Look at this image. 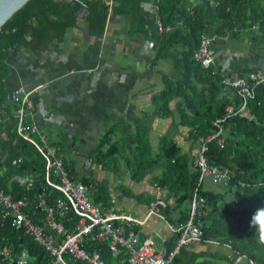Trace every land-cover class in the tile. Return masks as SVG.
I'll return each instance as SVG.
<instances>
[{
	"label": "crops",
	"instance_id": "crops-1",
	"mask_svg": "<svg viewBox=\"0 0 264 264\" xmlns=\"http://www.w3.org/2000/svg\"><path fill=\"white\" fill-rule=\"evenodd\" d=\"M216 1L211 0L213 4ZM198 3L183 0L188 9ZM248 5L250 18L240 15L234 31L216 34L212 68L228 81L264 72V29H254L250 22L264 18V0H248ZM89 13L78 12L77 22L59 39L29 37L25 46L7 47L5 63L10 73L5 89H36L28 118L50 142L61 147L71 174L87 181L90 197L144 219L160 189L168 202V219L174 224L182 217L185 205L176 203L168 188L156 185L154 178L161 169L138 178L130 165L137 161L135 155L146 138L154 152L167 139L194 159L200 141L190 135L181 110L188 99L206 94L208 85L187 72L182 47L158 57L162 31L152 0L143 3L147 19L144 32L133 30L128 13L111 9L103 35L92 34ZM169 87L173 95L165 96ZM219 96L231 98L236 106V91L230 85L225 84ZM107 133L104 151L115 143L117 148L109 149L114 154L104 163L98 161L97 148ZM140 137L142 143L137 146L133 138ZM156 231L167 238L171 235L166 221L153 216L140 227L139 236ZM223 251L229 252L226 248Z\"/></svg>",
	"mask_w": 264,
	"mask_h": 264
},
{
	"label": "trees",
	"instance_id": "trees-1",
	"mask_svg": "<svg viewBox=\"0 0 264 264\" xmlns=\"http://www.w3.org/2000/svg\"><path fill=\"white\" fill-rule=\"evenodd\" d=\"M147 1L150 0H113L110 5L107 0H29L0 28V103L5 100V80L10 73L5 63L7 47L25 46L29 37L61 38L77 22L82 3L90 11L88 21L92 34L103 35L111 9L128 13L133 30L144 32L147 19L143 14V3ZM152 1L157 6L163 25L172 27L170 31L161 33L158 57L168 56L174 47H182V60L187 72H192L199 81L208 85L206 94L203 93L198 99H188L186 107L181 110L182 121L190 127V135L201 142L215 131L214 121L224 114L227 105L234 100L219 96L225 85L224 77L212 67L205 69L194 59V53L203 32L222 34L227 30L234 31L233 25L241 18L238 16L250 18L252 14L249 16L246 11L249 7L248 0H217L216 4L211 0H198L199 3L189 9L183 5V0ZM259 18L257 23L261 22V17ZM181 21L183 24H180ZM255 21L250 22L253 25ZM236 31L239 32V29ZM169 89L165 96L173 95L172 89ZM234 99L238 106L240 98L236 95ZM17 109L18 105L11 104L9 113L4 116L3 127L7 130L8 137H0V151L5 158L0 173V186L15 199L35 198L45 183V165L37 149L18 135ZM108 137L107 133L97 148L98 161L104 163L114 154L109 149L117 148L115 143L104 151ZM224 137L223 145L218 139L208 143L207 156L210 163L229 170L230 186L225 188L224 193L201 190L207 202V214L203 217L205 238L218 240L220 244L200 242L198 245L185 246L175 257L173 264H234L229 252L223 251L225 244H230L233 250L258 264H264L261 225L255 220L264 212V85L257 88L256 97L249 102L245 115L238 114L227 121ZM133 143L140 146L141 137L133 138ZM144 143L135 155L137 161L130 165L132 174L141 178L148 171L160 168L161 174L154 178L156 185L168 188L173 192L175 202L185 205L182 217L175 224L185 222L190 215L192 193L198 182V172L193 167V160L182 154L180 147L171 140L164 139L156 152L151 149L147 138ZM19 157L23 158L22 162L13 165V160ZM29 178L34 181L30 189L27 186ZM241 182H245L246 186H242ZM227 193L234 194L231 203L226 201ZM90 198L105 206L97 198ZM176 239L177 235L171 233L167 242L169 249L174 246ZM6 250L15 257L27 250L32 257L31 264H46L50 260L48 252L42 246L17 231L10 221L0 216V264H10L9 261H4ZM104 257L110 264H125L120 258H113L107 253H104Z\"/></svg>",
	"mask_w": 264,
	"mask_h": 264
},
{
	"label": "built area",
	"instance_id": "built-area-1",
	"mask_svg": "<svg viewBox=\"0 0 264 264\" xmlns=\"http://www.w3.org/2000/svg\"><path fill=\"white\" fill-rule=\"evenodd\" d=\"M113 0H107L112 4ZM159 30L170 31L158 20ZM264 29V18L252 28ZM218 39L212 32H203L194 59L209 69L215 62L214 44ZM223 83L230 85L240 98L238 106L227 105L222 116L214 121L215 131L200 142L193 167L198 172V182L192 193L189 218L182 223L169 221L166 209L167 200L159 189L149 206L144 219L137 218L131 212L121 210L112 204L102 206L93 202L89 195V186L74 177L68 169L61 147L48 140L38 126L28 118L33 107L32 94L36 89L20 86L8 91L5 100L0 103V137L7 139V130L3 127L4 116L11 104L18 105L16 131L20 137L30 142L42 155L45 165V183L35 198L15 199L0 186V216L10 221L12 226L34 242L42 246L49 254L46 264H110L104 253L113 258H120L125 264H173L185 246L206 242L220 244L218 240L205 238L203 217L207 214L206 198L201 194L208 177L213 178L225 188L230 186L231 174L228 169L210 163L207 151L208 143L218 139L225 143L224 133L227 121L235 115H245L249 102L256 97V90L264 85V72L250 73L246 77ZM5 158L0 151V173ZM22 157L13 160V165L21 163ZM33 179H28V189L33 186ZM246 186L245 182H241ZM57 193V194H56ZM166 221L171 233L177 235L174 246L168 248V238L156 231L140 237V227L151 217ZM229 250L231 261L239 264L245 259L248 264H258L255 260L233 250ZM4 261L10 264H31L32 257L23 250L15 257L9 250L4 253Z\"/></svg>",
	"mask_w": 264,
	"mask_h": 264
},
{
	"label": "water",
	"instance_id": "water-1",
	"mask_svg": "<svg viewBox=\"0 0 264 264\" xmlns=\"http://www.w3.org/2000/svg\"><path fill=\"white\" fill-rule=\"evenodd\" d=\"M29 0H0V28L1 26ZM88 14L89 9L82 3L79 13Z\"/></svg>",
	"mask_w": 264,
	"mask_h": 264
},
{
	"label": "rangeland",
	"instance_id": "rangeland-1",
	"mask_svg": "<svg viewBox=\"0 0 264 264\" xmlns=\"http://www.w3.org/2000/svg\"><path fill=\"white\" fill-rule=\"evenodd\" d=\"M224 186L220 183H217L213 180V178L211 177H208L203 185V189H208V190H213V191H216V192H222V191H225L224 190ZM228 196H234L233 193H227ZM226 201L228 203H231V201H233L232 199H229L228 197H226ZM241 262L244 263L245 262V259H241Z\"/></svg>",
	"mask_w": 264,
	"mask_h": 264
},
{
	"label": "clouds",
	"instance_id": "clouds-1",
	"mask_svg": "<svg viewBox=\"0 0 264 264\" xmlns=\"http://www.w3.org/2000/svg\"><path fill=\"white\" fill-rule=\"evenodd\" d=\"M255 220L261 225V240L264 241V212L260 213V215L256 217Z\"/></svg>",
	"mask_w": 264,
	"mask_h": 264
}]
</instances>
